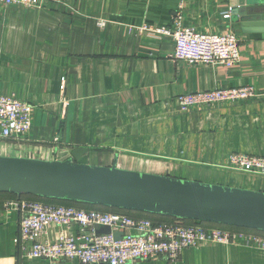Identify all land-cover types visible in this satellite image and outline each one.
I'll list each match as a JSON object with an SVG mask.
<instances>
[{
	"label": "crops",
	"instance_id": "obj_1",
	"mask_svg": "<svg viewBox=\"0 0 264 264\" xmlns=\"http://www.w3.org/2000/svg\"><path fill=\"white\" fill-rule=\"evenodd\" d=\"M236 4L54 0L27 8L0 2V90L34 107L30 133L23 142L0 141V156L64 161L85 150L79 163L264 192V177L229 168L232 154L264 157V20L233 24ZM178 17L199 33L234 32L239 63L176 61L173 38L155 29H173ZM245 86L259 96L180 109L182 95ZM10 201L0 196V264H82L26 257L25 214ZM89 234L78 224L51 225L43 240ZM130 264H264V251L212 243L174 261Z\"/></svg>",
	"mask_w": 264,
	"mask_h": 264
},
{
	"label": "built area",
	"instance_id": "obj_2",
	"mask_svg": "<svg viewBox=\"0 0 264 264\" xmlns=\"http://www.w3.org/2000/svg\"><path fill=\"white\" fill-rule=\"evenodd\" d=\"M54 0H0L5 5L42 8ZM231 14L225 15L230 19ZM179 20V21H178ZM104 26L105 22L100 23ZM148 29V28H144ZM150 29V28H149ZM157 33L172 37L175 42L174 59L191 65H223L232 67L240 61V43L234 32L226 34L199 33L183 27L179 17L172 27L156 28ZM259 96L252 86L214 89L179 97L183 112L194 108L246 101ZM34 107L14 95L0 90V140L16 142L24 139L33 125ZM229 168L253 176L264 177V157L232 154ZM8 205L25 215L20 225L22 249L30 259L51 263L77 260L82 264H130L166 257L177 260L182 252L202 244L233 245L243 243L264 251V237L247 232H232L219 228L186 226L181 221L156 225L150 220H134L115 213L84 211L73 207L44 205L38 202L10 201ZM78 224L89 235L61 236L58 241L43 240L51 225L70 227ZM95 226H108L113 234L101 235ZM29 244L26 245V244Z\"/></svg>",
	"mask_w": 264,
	"mask_h": 264
},
{
	"label": "water",
	"instance_id": "obj_3",
	"mask_svg": "<svg viewBox=\"0 0 264 264\" xmlns=\"http://www.w3.org/2000/svg\"><path fill=\"white\" fill-rule=\"evenodd\" d=\"M264 0H237L232 23L264 20ZM258 12V14H257ZM263 18V19H262ZM85 150L64 161L0 156V194L48 199L140 211L264 231V192L79 163ZM101 235L108 226H95Z\"/></svg>",
	"mask_w": 264,
	"mask_h": 264
},
{
	"label": "trees",
	"instance_id": "obj_4",
	"mask_svg": "<svg viewBox=\"0 0 264 264\" xmlns=\"http://www.w3.org/2000/svg\"><path fill=\"white\" fill-rule=\"evenodd\" d=\"M0 196L5 197L6 200H12V201H29V202H38L44 205L73 207V208L84 210L87 212L97 211V212H102V213H115V214L127 216L134 220H150L156 225L173 224L179 220L176 217L166 216V215H161V214H152V213H145V212H140V211L122 210V209H117V208L90 205V204L79 203V202L48 199V198H43V197L31 196V195L19 197L15 194H0ZM179 221H181L186 226L199 225L203 228H219V229L232 231V232L241 231V232L253 233V234L264 237V231L242 229V228H237L233 226H225V225H219V224H214V223L196 222V221H191L187 219H184V220L180 219Z\"/></svg>",
	"mask_w": 264,
	"mask_h": 264
},
{
	"label": "rangeland",
	"instance_id": "obj_5",
	"mask_svg": "<svg viewBox=\"0 0 264 264\" xmlns=\"http://www.w3.org/2000/svg\"><path fill=\"white\" fill-rule=\"evenodd\" d=\"M32 120H33V117H32ZM24 140H25V138H24V139L22 138V139H20V140H18V141H16V142H17V143H18V142H23ZM0 141H2V140H0ZM83 164H84V163H83Z\"/></svg>",
	"mask_w": 264,
	"mask_h": 264
}]
</instances>
